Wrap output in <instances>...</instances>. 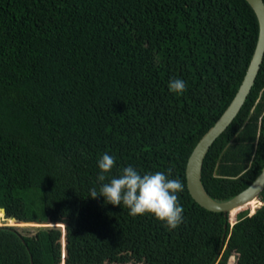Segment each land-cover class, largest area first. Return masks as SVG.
<instances>
[{
	"label": "trees",
	"instance_id": "1",
	"mask_svg": "<svg viewBox=\"0 0 264 264\" xmlns=\"http://www.w3.org/2000/svg\"><path fill=\"white\" fill-rule=\"evenodd\" d=\"M256 37L246 0H0V219L34 223L0 225V264H234L235 254L246 264L244 230L257 235L253 264H264V188L230 226L192 200L184 178ZM174 79L186 91L171 92ZM105 153L115 158L105 182L132 166L183 183L178 228L89 196ZM263 164L264 53L200 181L226 200ZM48 223L63 225V258L61 229Z\"/></svg>",
	"mask_w": 264,
	"mask_h": 264
},
{
	"label": "water",
	"instance_id": "2",
	"mask_svg": "<svg viewBox=\"0 0 264 264\" xmlns=\"http://www.w3.org/2000/svg\"><path fill=\"white\" fill-rule=\"evenodd\" d=\"M246 1L252 8L257 20V37L253 52L233 97L214 123L197 140L186 159L184 167L185 186L192 200L206 210L222 212L227 218L230 217L233 209L244 205L252 199L258 201L257 194L264 188V164L260 172L244 189L226 200L218 201L211 198L204 190L200 181L203 157L214 139L225 130L238 113L253 85L264 53V2L263 0ZM0 211L3 212L2 209ZM9 220L15 223H22L16 222L14 218H10ZM59 227L61 228V258H63L64 228L62 224Z\"/></svg>",
	"mask_w": 264,
	"mask_h": 264
},
{
	"label": "clouds",
	"instance_id": "3",
	"mask_svg": "<svg viewBox=\"0 0 264 264\" xmlns=\"http://www.w3.org/2000/svg\"><path fill=\"white\" fill-rule=\"evenodd\" d=\"M171 92L181 94L186 91L183 80L174 79L169 82ZM115 166V158L108 153L98 161L100 174L99 191L95 187L90 189L89 196L93 199L98 196L105 198L106 204L123 205L129 209L132 217L151 214L158 221L164 222L165 227L174 230L183 222V207L178 203V193L184 190L179 179H169L162 172L139 174L132 166L121 170L118 177L106 181V174ZM171 170H169V175Z\"/></svg>",
	"mask_w": 264,
	"mask_h": 264
},
{
	"label": "rangeland",
	"instance_id": "4",
	"mask_svg": "<svg viewBox=\"0 0 264 264\" xmlns=\"http://www.w3.org/2000/svg\"><path fill=\"white\" fill-rule=\"evenodd\" d=\"M257 205L256 207L259 206L260 204V201H257ZM241 210H247V214H251V209L249 207H244V208H241V209H238L235 214L238 212V211H241ZM255 210V209H254ZM235 214L233 215V218L232 216H230L228 218V223L229 225L231 226L234 221H235ZM0 225H19V226H24V227H28V229H31L32 226H34V223H30V222H22V223H15V222H11L9 221V219H5L3 217V219H0ZM32 225V226H31ZM36 225V224H35ZM48 225H55V226H60L61 224L60 223H48ZM61 229V228H60ZM32 230V229H31ZM27 232H30L29 230H27ZM257 239V235L251 231V230H244V231H239L238 235H237V239H236V244H242L244 247H246V249L244 250L245 253H247L248 255V259L246 260V264H253V263H258V260L256 258V253H255V248L253 246V241ZM250 242V244H249ZM236 260H237V255L235 254V261H234V264H236Z\"/></svg>",
	"mask_w": 264,
	"mask_h": 264
},
{
	"label": "bare ground",
	"instance_id": "5",
	"mask_svg": "<svg viewBox=\"0 0 264 264\" xmlns=\"http://www.w3.org/2000/svg\"><path fill=\"white\" fill-rule=\"evenodd\" d=\"M258 203H257V200L256 199H252V200H250V201H248V202H246L244 205H242V206H240V207H238V208H236V209H233L232 211H231V214H230V216H232V218H233V215L235 214V212L238 210V209H241V208H244V207H249L250 209H251V212L253 213V211H254V209L256 208V205H257ZM236 210V211H235Z\"/></svg>",
	"mask_w": 264,
	"mask_h": 264
}]
</instances>
